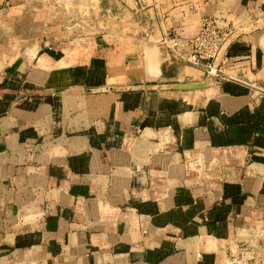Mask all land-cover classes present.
I'll return each instance as SVG.
<instances>
[{
  "label": "crops",
  "instance_id": "1",
  "mask_svg": "<svg viewBox=\"0 0 264 264\" xmlns=\"http://www.w3.org/2000/svg\"><path fill=\"white\" fill-rule=\"evenodd\" d=\"M71 8L92 30L67 32ZM203 16L234 32L220 76L163 44ZM246 244L264 251V0H0V264Z\"/></svg>",
  "mask_w": 264,
  "mask_h": 264
},
{
  "label": "built area",
  "instance_id": "2",
  "mask_svg": "<svg viewBox=\"0 0 264 264\" xmlns=\"http://www.w3.org/2000/svg\"><path fill=\"white\" fill-rule=\"evenodd\" d=\"M234 32L224 30L216 18L203 16L190 36H169L163 40L174 58L220 76L228 62L226 50ZM254 244L240 246L234 264H264V251Z\"/></svg>",
  "mask_w": 264,
  "mask_h": 264
},
{
  "label": "rangeland",
  "instance_id": "3",
  "mask_svg": "<svg viewBox=\"0 0 264 264\" xmlns=\"http://www.w3.org/2000/svg\"><path fill=\"white\" fill-rule=\"evenodd\" d=\"M94 3V6H93V12H92V17H95L96 19H97V9H95L96 8V6H98V4H97V2L96 1H94L93 2ZM95 7V8H94ZM74 9L73 8H71V9H68L66 12H64V13H62V14H60V15H62L61 16V20L63 21V22H66V21H72V22H75V21H78V19L80 20L79 22L82 24V27H79V26H76V29L75 28H70L67 32L69 33V34H80V33H84V32H86V31H90V30H92V29H90V27L88 26V24L86 25V24H84L85 23V17H90V12L89 11H81L80 10V12H78L76 15L78 16H76L75 15V13H74V11H73ZM84 10V9H83ZM76 18H78V19H76ZM94 19V18H93ZM52 20V19H51ZM101 21V20H100ZM108 22V21H107ZM101 23H99V25H100ZM99 27V26H98ZM104 29H106V27L104 28ZM172 176L174 177V178H176V177H178V180L179 179H181V174H172ZM186 176H187V174H186Z\"/></svg>",
  "mask_w": 264,
  "mask_h": 264
}]
</instances>
